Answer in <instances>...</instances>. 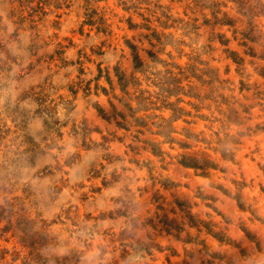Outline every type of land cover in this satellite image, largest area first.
Instances as JSON below:
<instances>
[{
    "label": "rangeland",
    "instance_id": "obj_1",
    "mask_svg": "<svg viewBox=\"0 0 264 264\" xmlns=\"http://www.w3.org/2000/svg\"><path fill=\"white\" fill-rule=\"evenodd\" d=\"M0 264H264V0H0Z\"/></svg>",
    "mask_w": 264,
    "mask_h": 264
}]
</instances>
